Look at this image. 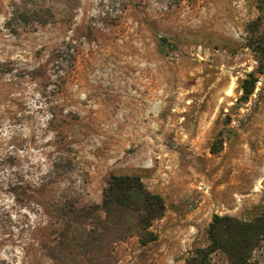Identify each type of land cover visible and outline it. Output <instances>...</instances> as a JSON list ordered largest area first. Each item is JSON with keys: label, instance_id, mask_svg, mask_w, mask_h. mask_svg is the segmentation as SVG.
I'll return each instance as SVG.
<instances>
[{"label": "rangeland", "instance_id": "obj_1", "mask_svg": "<svg viewBox=\"0 0 264 264\" xmlns=\"http://www.w3.org/2000/svg\"><path fill=\"white\" fill-rule=\"evenodd\" d=\"M118 1L0 0V264H184L262 200L264 1ZM111 175L162 194L155 240L75 214Z\"/></svg>", "mask_w": 264, "mask_h": 264}, {"label": "trees", "instance_id": "obj_2", "mask_svg": "<svg viewBox=\"0 0 264 264\" xmlns=\"http://www.w3.org/2000/svg\"><path fill=\"white\" fill-rule=\"evenodd\" d=\"M168 7L179 4L182 0H164ZM264 1V0H263ZM141 0H119V7L110 11L123 13L127 6H139ZM263 4L258 8L262 9ZM116 18L120 15L116 14ZM258 53L259 73L264 71V46L255 49ZM256 78L252 73L241 84L242 98L247 100L253 91ZM165 201L161 193L149 190L137 175H111L104 188L100 204L88 209L75 211L86 217L90 212H99L103 220L115 222L131 221L141 244L156 239V234L148 231L155 219L165 212ZM85 211V212H83ZM104 223V222H103ZM208 243L195 246L188 251L184 264H211V256L220 252L226 264H264L253 260V254L259 251L264 258V195L250 218L214 213L206 230Z\"/></svg>", "mask_w": 264, "mask_h": 264}]
</instances>
